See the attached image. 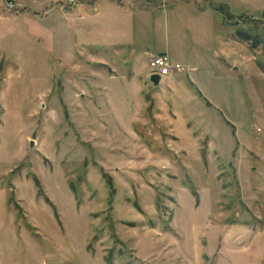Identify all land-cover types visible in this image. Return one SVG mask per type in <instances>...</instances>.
I'll return each instance as SVG.
<instances>
[{"label":"rangeland","instance_id":"obj_1","mask_svg":"<svg viewBox=\"0 0 264 264\" xmlns=\"http://www.w3.org/2000/svg\"><path fill=\"white\" fill-rule=\"evenodd\" d=\"M121 2L117 46L0 53V264H264V0Z\"/></svg>","mask_w":264,"mask_h":264},{"label":"crops","instance_id":"obj_2","mask_svg":"<svg viewBox=\"0 0 264 264\" xmlns=\"http://www.w3.org/2000/svg\"><path fill=\"white\" fill-rule=\"evenodd\" d=\"M57 1L16 0L13 11L9 10L7 14L0 13V53L5 60L11 61L18 68L17 53L9 56L12 54L9 51L11 45L15 50H19L17 46L20 42L22 47L28 46V48L39 45L40 52L50 53L55 47L60 48L61 45H57V41L64 39L75 29L83 31L86 35L91 33L92 27L97 30L98 25H100L98 32L102 37L101 45L115 44L117 46L120 44L119 42L124 41L123 26H130L131 17L130 14H127L128 12L122 13L118 10L117 7L121 5V0H79L80 2L75 3L67 10L60 8L56 4ZM138 1L126 0L131 4ZM109 25L119 31H116L115 35H111L108 32ZM86 42L92 43L91 41ZM152 55H148L147 60ZM93 58L91 53L86 52L83 61L95 63ZM122 62L124 61L122 60ZM176 74L177 71H173L171 79L176 78Z\"/></svg>","mask_w":264,"mask_h":264},{"label":"built area","instance_id":"obj_3","mask_svg":"<svg viewBox=\"0 0 264 264\" xmlns=\"http://www.w3.org/2000/svg\"><path fill=\"white\" fill-rule=\"evenodd\" d=\"M15 1L16 0H4L3 8L7 11L12 10ZM75 2L76 0H58L56 4L60 8L67 10L73 7ZM146 66L148 69L147 75L155 73L160 76L159 83L169 81L171 79L172 72L174 71L167 55L163 53L150 56L146 62Z\"/></svg>","mask_w":264,"mask_h":264},{"label":"trees","instance_id":"obj_4","mask_svg":"<svg viewBox=\"0 0 264 264\" xmlns=\"http://www.w3.org/2000/svg\"><path fill=\"white\" fill-rule=\"evenodd\" d=\"M235 35L241 41H248L250 43L251 47H255L260 42L259 37L257 35L256 36L253 35L252 37H250V34L245 33L243 31L236 30ZM108 185L110 187L109 183H108ZM191 193L193 196H195V200H196L195 191L191 190ZM108 264H110L109 261H108Z\"/></svg>","mask_w":264,"mask_h":264},{"label":"water","instance_id":"obj_5","mask_svg":"<svg viewBox=\"0 0 264 264\" xmlns=\"http://www.w3.org/2000/svg\"><path fill=\"white\" fill-rule=\"evenodd\" d=\"M146 79L153 87H156L159 84L160 76L158 74L153 73L147 75Z\"/></svg>","mask_w":264,"mask_h":264}]
</instances>
